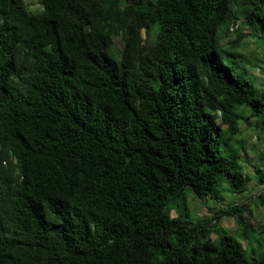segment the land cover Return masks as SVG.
<instances>
[{
	"label": "trees",
	"instance_id": "obj_1",
	"mask_svg": "<svg viewBox=\"0 0 264 264\" xmlns=\"http://www.w3.org/2000/svg\"><path fill=\"white\" fill-rule=\"evenodd\" d=\"M40 2L0 0V264H264L218 228L248 237V203L193 221L187 198L248 191L264 0Z\"/></svg>",
	"mask_w": 264,
	"mask_h": 264
},
{
	"label": "rangeland",
	"instance_id": "obj_2",
	"mask_svg": "<svg viewBox=\"0 0 264 264\" xmlns=\"http://www.w3.org/2000/svg\"><path fill=\"white\" fill-rule=\"evenodd\" d=\"M29 10L33 12L41 11L42 5L40 0H26ZM241 32L248 31L241 26ZM234 36V35H233ZM244 52L253 65L250 66L252 81L256 88H264V44L257 41L254 36H249L245 40ZM118 49H122L123 41L121 38L115 40ZM254 121V119H253ZM243 135L239 139L244 141V145L249 153L250 165L247 161L241 160L245 167V173L251 178L248 184V191L243 194L233 193L227 182L223 183L218 189L222 199L219 201L208 199L202 201L193 193L187 192L189 218L193 221L204 217H212L221 209H228L234 203L241 205L248 203L252 215L247 216L254 228L250 229L247 237L242 227L239 225V216H224L219 220L218 228L222 232L232 235L236 240L242 243L249 258H258L264 253V185L257 186V178L252 165L263 167L264 165V141L263 134L256 129L246 128L242 124ZM263 195V198L260 196ZM217 238V233H213L212 239Z\"/></svg>",
	"mask_w": 264,
	"mask_h": 264
},
{
	"label": "built area",
	"instance_id": "obj_3",
	"mask_svg": "<svg viewBox=\"0 0 264 264\" xmlns=\"http://www.w3.org/2000/svg\"><path fill=\"white\" fill-rule=\"evenodd\" d=\"M238 27V25H236V26H233V28L232 29H235V28H237Z\"/></svg>",
	"mask_w": 264,
	"mask_h": 264
}]
</instances>
